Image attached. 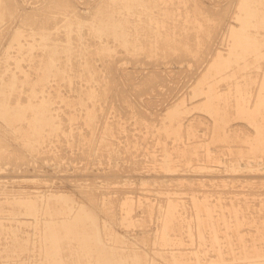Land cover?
<instances>
[{"label": "rangeland", "instance_id": "374dc122", "mask_svg": "<svg viewBox=\"0 0 264 264\" xmlns=\"http://www.w3.org/2000/svg\"><path fill=\"white\" fill-rule=\"evenodd\" d=\"M48 1L49 0H10L11 3L8 5L10 10L8 9L9 12L6 10L3 14L4 19L0 26V88L5 81L6 75L7 79H10V74L11 76H17V74L20 73L17 77H20L21 75V79L28 76L29 79L31 78L30 80H37L38 75L41 74L40 71L42 72V68L41 65H38V58H40L38 55L41 50L36 49V47L33 48L32 56L26 59L22 51L17 45H15L16 42L13 41V35L16 29L22 30L23 36L21 41L27 43L28 40L32 38L29 36L31 31L28 30L31 25L27 26V24H22V17L28 13L33 14L39 12ZM102 1L104 0H71L77 14L86 18L92 14L94 8L96 9L97 5ZM166 1H168L167 4H165ZM166 1L161 0L160 4L162 6H156L157 9L154 7L151 12L153 15L156 14L155 17L159 16L158 18H160V21H158L160 22L159 24L155 21L157 26L152 21L149 23L145 20V22H143L144 25L140 28H134L136 27L134 24H132L133 26L128 25V29L126 28V31H128L127 34L130 33L129 36L132 35V40H135L131 41V38L128 36L130 41L136 45H143L146 49L142 46L135 49L134 45L130 47V49L122 45L121 41H117L118 39L116 40L113 36L108 37L106 33H102L104 34V38H98L97 35H91L88 33L89 31H86L88 29H85L83 32H85V37L87 38H85L86 42L90 45V51L88 49L84 53L81 52V55H79L75 52H78V48L74 47L69 53L70 56L68 54L67 56L63 51L58 54L54 68L47 72L46 82L43 83L42 87H40L41 84H37V87H40L41 89L44 88V94L52 99V104H50L51 108L54 109L52 111L56 114L60 113L64 129L71 132L68 137L64 135L59 137L54 135L46 141L38 153H33L24 147L22 141L16 139L14 133H12L7 125L0 119V136L7 141L8 147L13 153H20L17 156H12L14 157L13 159L11 156L10 158L9 156H5L7 159L3 157L0 158V220H3L2 223L4 224L3 229L0 230V264H50L51 260H55L54 263H59V257L56 256V258H54L52 256L51 241L43 239V221L44 218H48V215L45 212L46 202L48 201L49 196L55 195L59 192L71 194L78 204L84 203L93 207L99 215L100 223L104 221V219H107L119 235L123 236L124 240H127L123 244L119 242V244H116L115 242V245L117 246H113L114 242L112 243V241L106 236L100 234V227L98 228V226L94 225V229L92 230L89 228V224L87 225L86 232L91 233L92 231H95L99 233V242L101 243L96 240V237L92 239L91 235L89 236L90 238L84 236V243L82 241L79 243L75 240L73 241L75 244L73 243L70 245L73 252L84 250L83 247L87 244L88 247L86 250H88L90 254L97 255L103 254L104 252L103 255L111 258L110 254L112 249L121 255L128 256L127 251H130L128 250V246H132L135 248L139 247V250L141 249L140 251L142 253H146L147 256L154 259L157 264H172L170 257L171 248H183L182 250L185 248L186 250L188 248H193L196 251H201L199 249L202 248V250H205V258H211L212 256V258H214L213 252L215 250L212 249L213 251H210L212 248V242L210 241L211 238L209 239L210 236L208 235L210 234V232H208L210 228L208 229L209 226H205V224L203 225L204 227H207V229H203L204 227L202 228L204 238L201 240L200 236L197 237V235H200L201 231L197 226L198 220L193 219V222L191 221L190 232L188 229H185L186 226L181 232H172V235L174 234L173 238L176 233H179L177 240H174V242L176 241L175 244L173 241H170V243L164 245L158 236V230L161 224V220L157 213L158 209L156 210L155 208L154 212L150 214L146 204L142 202L144 199L141 198H150L153 202L155 201L154 203H157V206L168 197L175 198L179 201H182L183 199H185V201L188 200L180 212L185 215L183 216L186 219L188 215V217H190L189 220H191V216L194 217L197 213L196 210H194L195 208L192 207L193 205H191L192 200H190V197H193L194 194L199 198H203L207 195L208 199H212H210L212 202L216 201V203L214 202L216 205L217 202L223 204V200L227 197L229 199V196L232 195L238 197H250L252 198V201L249 202L251 210H249L250 206L248 204L246 210L247 213L250 214H252L251 211L254 209L252 207L254 206L253 199L260 198L261 195H264V170H253L252 167L247 165L246 161L248 159L244 155H238L231 150L236 147V145L244 146V148L252 147L254 145L257 146V121L255 119L250 120L249 118L244 117L241 113L242 109L239 108L238 103L255 104L257 93L264 78V59L262 60L260 67L249 68L247 73L251 72L253 78L249 84L241 86L240 92H238V88L236 84H234V81L238 80L243 82V80H241L243 78L241 75L221 81L214 80L212 77L208 80L215 84V87L213 86L214 91L219 92V94L223 93V91L227 92V98H223L219 102H221V104H227L228 124L236 128V131L233 132L235 139L231 138L228 142L224 140L222 141L218 138L216 116L206 107V104H209V102L205 101L206 95L202 93L204 88L207 89L208 86L212 85L211 83L203 84L201 80L213 60L217 57L218 52H221V54L228 53L231 43V26H240L241 21L238 19V14L241 9L239 7V0ZM178 1H180V5L178 4ZM162 2L165 6H163ZM185 2L189 5H185ZM168 3L172 4V8L175 7L176 10H174V8V11H172V8ZM14 4H17L18 8H16V5ZM10 5L13 7L11 8ZM196 5L199 7H196ZM176 6H178V8ZM191 6L197 8V11ZM163 7H168L169 9ZM161 8L166 9L168 13L165 12L166 10L161 11ZM17 9L19 11H17ZM198 9L202 10L201 13ZM186 10H190V14L192 13L191 17H196L198 20H200L199 16L201 15L203 18H201L200 21H202L203 24L201 22L198 26L199 22H195L194 19L192 24L186 23ZM2 11L3 6L0 4V12ZM15 12L17 13L15 14ZM6 13H9V16ZM10 13H13L12 16H10ZM172 13H174V15ZM171 16L172 19L176 16L177 20L175 18L173 21ZM211 16L214 18L212 17L211 19ZM61 17L58 18L59 21L63 18ZM7 19H9V21ZM72 19L74 20L73 17ZM52 20L49 21V24H47L48 26L55 25L54 23L56 21H54V19ZM207 20L208 24L206 22ZM164 22H167V25H170V28L166 25V29V23L164 24ZM175 24L178 28H176L178 32L174 30ZM193 24L198 27L194 28ZM145 25L150 27V30L146 29L147 27L145 28ZM182 25L185 27L182 28ZM200 25H203V27H200ZM131 26L133 27V30ZM187 26H190L191 28L189 27L187 29ZM23 28L25 30H23ZM161 28L163 29L162 31L160 30ZM129 30L132 31L130 32ZM144 30L148 32V35L152 34L153 36L151 35L148 39V36H146L147 33L145 35ZM156 30H159V32L161 31V33H159L160 36L158 35L159 37L156 36ZM167 30L170 31V34L174 30L172 35L178 39H185L187 36V38L183 40H190L191 44L193 42L194 44H192V46L190 44L189 46L192 48L194 47V51L189 50L191 47L189 49L187 48L188 50L184 48L186 51L183 48L181 51L179 49L180 52L163 50V47L160 45H164L162 43L165 39H162L164 38L162 35L163 32L166 34ZM139 31H141L142 34L144 33L143 37H139L142 36ZM199 31L200 34L197 33ZM132 32H135V35ZM139 33L140 35H138ZM178 33L182 35L183 38L180 35L177 36ZM24 34H28V37ZM136 35L138 37H136ZM144 35L147 38H145ZM110 37H112L113 40ZM54 38L58 41H63L65 38V31L63 29L56 31L53 34V40H55ZM139 38H141V41ZM157 38L160 39L157 40ZM142 39L143 41L146 40L144 43L150 47H146L142 42ZM102 40L107 41L109 46L112 47L113 51L110 53L112 58L110 57L111 55H107L109 57L105 58V54H102V56L101 53L94 48L95 45L98 46L103 42ZM152 41H158V44H160V41L162 42L160 45L155 44L157 45L155 46L152 45ZM195 42L198 44H195ZM74 44L79 45L80 43L75 41ZM16 48H18V50H16ZM147 48H150L149 51ZM145 50L148 52L155 51L146 54L148 52H145ZM138 51L140 54H138ZM73 52H75V55ZM94 52L97 53V56ZM132 53L135 54L133 55ZM64 55H66V57ZM87 58L90 59L91 64H94L93 67L95 66L92 71L93 74L96 73L94 74L96 75L95 79H92L93 82L89 79L90 71L88 72V69H86L87 72H85V68L83 69V67L80 66V61L83 62V60ZM14 59L16 61H14ZM26 60L29 61L27 62ZM61 61L63 62L61 63ZM33 62L36 63V65ZM75 62L78 63L76 64ZM61 64L63 66H61ZM64 64L67 65L64 66ZM73 65L74 69H72ZM77 67H81V70H78L80 68ZM16 69L19 72H17ZM58 69H62L63 74L65 75H59V72L57 74ZM68 69H70L69 74L67 73ZM77 72L78 74H81L79 77ZM75 73L77 76H74ZM83 74H87L89 78L86 77L87 75L84 76ZM58 76L59 78H57ZM60 77L62 79H60ZM84 78L87 79V81H85ZM105 84L107 86H104ZM93 86L97 89L100 88V91H103L105 94L102 92V97H99V99L95 101V104L92 101H88L87 104L90 105L89 107L84 103L69 105L57 96L61 94V96L66 99L77 100L82 94H84L85 89ZM105 87L108 89L106 90ZM245 88L249 89L248 95H246ZM218 98L220 99L221 97L219 96ZM238 98H240V101ZM178 104L184 108L182 116H178L173 110ZM90 107L91 109L94 107L93 111L97 115H95L96 121L93 125L94 129H92L87 121L88 114L86 113L91 110ZM68 114L69 116L74 115L73 119H67V117H69ZM259 119L264 120V114H261ZM190 123L192 125L191 129H189ZM164 124H167V126L174 125L179 129V134H168L164 129ZM236 137L243 140H245V137L247 140L241 142ZM105 142L108 145L105 144V146ZM192 142H197V147H192L191 149L189 144ZM225 144L233 146L229 149ZM164 145H168L166 150V152H168L167 155L170 157H172V155L174 157L176 156L177 160L172 157L175 164H172V162L169 166H165L164 162L161 160L164 158V153H166L164 151ZM168 150L173 153H169ZM18 156H20V158H18ZM240 156L245 158L241 159ZM236 160L242 164L241 168L236 171L229 170L228 165L231 161L236 162ZM254 162L257 163V160L255 159ZM261 164H264V162ZM173 165L177 168L175 167V169ZM262 168L264 169V166ZM3 190H5L6 193L3 192ZM14 194H25L26 196L40 195V200L38 202V219L21 214L26 208L12 202L13 199L11 197H13ZM90 196L94 198L89 202L91 199ZM217 197L218 200L216 199ZM128 198H131V201H133L134 209L128 216L126 215L127 217L125 218L121 202ZM110 200L113 201V207L110 206L111 209L109 211L104 208L101 209L104 202ZM189 201H191L190 204ZM49 203H51V200ZM95 204L98 205L94 206ZM217 207H214L216 211L214 210L213 213L216 218H218L220 216L219 212H221L220 214L222 218L223 206L218 205ZM99 209L101 210L99 211ZM192 211L194 212L192 213ZM57 212H60V210H57ZM252 212H254V210ZM201 218H203V216ZM221 218L219 217L218 220L216 219L217 225L218 222H221ZM113 220L114 222H112ZM22 221H26V223H22ZM132 221L134 222L131 224L128 223ZM186 222L187 220L185 223ZM252 222L254 226L247 224L242 227V230L253 229V231H255V223L257 221ZM221 225H223V223H220L217 229V233L220 235L219 238L223 235V226L221 227ZM219 229L221 232L218 231ZM183 230L185 232H183ZM204 230L207 232H204ZM230 235L231 239L237 237L233 232H231ZM186 236L190 241L186 239ZM248 236L247 239H250L251 235ZM26 238L29 239L28 242L24 240ZM197 238L200 239V242ZM195 239L197 240L195 241ZM187 241L188 244H186ZM208 241H210L209 243L211 244H208ZM233 241L236 244L237 241L235 239H233L232 242ZM63 242L64 241H59L56 245L61 249H64L65 247L62 257L65 256L66 259L62 258L64 261L63 263L67 264L71 262L78 264V255H75L72 251L70 253L68 244H66L68 242ZM109 243H112V246H110ZM128 243H131V245ZM189 243L192 247L189 246ZM176 246H178V248ZM218 246V248H223V239L219 241ZM236 246L237 244L234 245V247ZM90 247L92 248L91 251ZM161 249L165 251H162ZM211 253V257L208 256V254L210 255ZM68 254L73 258L70 262L69 260H71V258H69ZM200 255L201 257L203 256V254ZM112 262L113 261H110V263ZM121 262L122 264H130L131 260L121 259Z\"/></svg>", "mask_w": 264, "mask_h": 264}, {"label": "bare ground", "instance_id": "6f19581e", "mask_svg": "<svg viewBox=\"0 0 264 264\" xmlns=\"http://www.w3.org/2000/svg\"><path fill=\"white\" fill-rule=\"evenodd\" d=\"M160 1L161 0H104L99 5H97L96 9L94 8V11L92 12V14L86 18V17H82L79 14H77L76 9H75L73 3L71 2V0H49L48 3L45 2L47 4L45 6H43L39 12L33 13V14L28 13L24 17H22V24H27V26L31 25L30 29H28V28L27 29L31 31L29 36L32 38L29 39L27 43L24 42L25 43L24 44L21 41L22 36H23V31L20 29H16L14 32V35H13V41L16 42L15 45H17L18 48L22 51V53L24 54V57L26 59L30 58L32 56L33 48L36 47V49L41 50V52L38 55V57H40V58H38V57L37 58H38V65L39 66L41 65L42 72L40 71L41 74L38 75L37 80H34V79L30 80L31 78L29 79L28 76H27L28 78L23 77L24 79H21L20 78L21 75H20V77H17V76H19L18 74H20V73H18L17 76L16 75L11 76V74H10V79H7V75H6L5 81L2 84V87L0 88V119L7 125V127L10 129V131L12 133H14V136L16 137V139L22 141L24 147H26L28 150H30L33 153H38L40 151V149L44 146L46 141L49 138H51L52 136L56 135L59 137L61 135H64V136L68 137L71 134L70 131L64 129L63 120L61 119L60 113L56 114L52 111V110H54L50 106V104H52V99L50 97H47L44 94L45 93L44 88H42V89L40 88V87H42L43 83L46 82L47 72L54 68V66L57 62L56 59H57L58 54L62 53V51H63V53H66V55L67 54L69 55V53L74 49V47L78 48L77 49L78 52L80 51L79 53L77 51H75L76 54H79V55H81L80 54L81 52L84 53L86 50H88L90 48V45L86 42L87 38L85 37V32H83V31H85V29H88L86 31H89L88 33H90L91 35H94V34L97 35L98 38L103 37L104 34H102V33H106L108 35V37L113 36L116 38V40L118 39L117 41L120 40L122 45H124L128 48L132 47L133 45H134L135 49H137L139 46H142L144 48L143 45H136L135 43L131 42L134 39L132 40V38H131L132 35L129 36L130 33L127 34L128 31H126V28L128 27V25L130 26L132 24H134V26H136L134 28H136V29L140 28L144 25L143 22H145V20H146V22H149V23L152 21L155 25H156V23L159 24L160 23V22H158V21H160V18H158L159 16L155 17L156 14L153 15L151 12L153 11L154 7L161 5ZM180 1H182V0H180ZM180 1H178L179 5H180ZM189 1H191V0H189ZM11 2H10V0H0V4L3 6V11L0 12V26H1L2 21L4 19L3 14L5 13L6 10H8L10 8L8 5ZM167 2L168 1H166L165 4H167ZM170 3H168V4H170ZM176 4H177V2H176ZM183 4H184V2H183ZM187 4L188 3H186L185 5H187ZM14 5H16L15 7L18 8L17 4H14ZM171 5L172 4H170V7L172 8ZM163 6H165L164 3H163ZM181 6H183V5H181ZM197 6L198 5H196V7ZM12 7L13 6H11V8ZM176 7L178 8V6H176ZM239 7L241 8L240 13L239 12H237V13H239L238 19L241 21V23H240V26H238V27L237 26H231V28H230L231 43H230V46L228 49V53L221 54V52H218L217 57L213 60L210 67L207 69L206 74L203 76V78L201 80L203 82V84H207V83H211L208 81L209 78H211V77L214 80L221 81V80H225V79H228L231 77L234 78L235 76L241 75V77H243L241 79V80H243V82L238 81V80L234 81V84H236V86L238 88V92L241 91V86L249 84L251 79L253 78L251 76V72L247 73L249 68L260 67L262 60L264 59V0H239ZM163 8H168V7H163ZM174 8H172L171 10L172 11L176 10V8L175 9ZM156 9H157V7H156ZM193 9L194 10L196 9V11H197V8H193ZM9 10L7 12H9ZM158 10H157V13H158ZM165 10L166 9H162L161 11H165ZM198 10L201 13L202 10H200V9H198ZM17 11H19V10L17 9ZM165 12H167V10ZM178 12H179V10H178ZM178 12H177V14H178ZM185 12L187 14L185 16L186 23L192 24L193 19H194L195 22H197V23L199 22L198 23V26H199V24L202 22L200 20L203 17H201V15L198 14V15H200L199 16L200 20H198V19H196V17H194V18H193V16L191 17L192 13L190 14V10H188V11L186 10ZM16 13L17 12H15V14ZM196 13H198V12H196ZM12 14L10 16H12ZM172 14L174 15V13H172ZM177 14H175V15H177ZM7 15L9 16V13ZM209 15H208V19H209ZM59 17L62 18L61 21L58 20ZM72 17L74 18V20L72 19ZM212 17L213 16H211V19H212ZM8 18H10V17H8ZM165 18H163V19H165ZM175 18H176V16H175ZM175 18H173V19H175ZM52 19H54V21H56L55 23L53 22L55 25H52V23L50 22V24L52 26H50V25L48 26L47 24H49V21H51ZM168 19H170V18H168ZM171 19H172V16H171ZM7 20L9 21V19H7ZM161 20H162V18H161ZM176 20H177V18H176ZM213 20H210V21H213ZM155 21H156V23H155ZM60 22H61V24H60ZM168 22H169V20H168ZM206 22L208 24V20ZM164 24L166 26L167 22H164ZM202 24H203V22H202ZM167 26L169 27L170 25H167ZM167 26L165 27L166 29H167ZM177 26H180V25H177ZM193 26H194V24H193ZM198 26L195 25L194 28L198 27ZM144 27L145 28L147 27L146 29L150 28L146 25ZM163 27H164V25H163ZM174 27H175L174 30L177 31L176 30V28H177L176 24ZM184 27L182 25V28H184ZM189 27L187 26V29ZM200 27H203V25H200ZM20 28H21V25H20ZM61 29H63L65 31L64 40L58 41L55 38H54L55 40H53V34L56 31H59ZM129 29H130V27H129ZM141 29H139V30H141ZM166 29H165V31H166ZM23 30H25V29L23 28ZM132 30H133V27H132ZM151 30H153V29H151ZM160 30L162 31L163 29L161 28ZM169 30L172 31L171 29H169ZM174 30H173V32H174ZM136 31H138V30H136ZM141 31H139V32H141ZM161 31L159 32V30H156V32H157L156 36H158L159 33H161ZM170 31L167 30V33L165 32L166 34H164V32H163L162 36L164 38H162V39H165V40L162 44H164V45H160L162 41H160V44H158L159 43L158 41H155V42L152 41L153 42V43L151 42L152 45L158 44L161 47H163V50H165V51L167 50V51H173V52L174 51L180 52L182 48L183 49L184 48L189 49L192 46V44H194L193 42L191 44L190 40L184 41L187 38L186 34H185V36H186L185 39L179 33L177 34V36H179V35L182 36V38L184 39L183 40V39H178L176 37H173V35H172L173 32L170 34L169 33ZM144 33H145V35L147 33L146 36H148V39L152 35V34L148 35V32H146V30H144ZM149 33H151V32H149ZM155 33H154V35H155ZM181 33H184V32H181ZM197 33L200 34V31ZM35 34H37V35H35ZM141 34H142V32H141ZM143 34H142V36H139V37H143ZM198 34H196V35H198ZM24 35H26V34H24ZM74 35H76V36H74ZM138 35H140V33ZM145 35H144V37H145ZM187 35H188V33H187ZM26 36L28 37V34ZM128 36L131 38V41H130V38ZM0 37H1V35H0ZM136 37H138V36L136 35ZM136 37H135V39H136ZM197 37H196V39H197ZM110 38H112V37H110ZM145 38H147V37H145ZM153 38H155V37H153ZM153 38H151V39H153ZM199 38H200V36H199ZM139 39L141 41V38H139ZM158 39H160V38H157V40ZM112 40H113V38H112ZM75 41L79 42L80 44L75 45L74 44ZM145 41H143V39H142L143 43ZM147 41H149V40H147ZM137 42H138V40H137ZM142 42H141V44H142ZM197 42H195V44ZM146 43H148V42H146ZM26 44H28V45H26ZM190 44H191V46H189ZM199 45H200V43H199ZM117 46H118V44H117ZM145 46L148 47L149 45L147 46L145 44ZM155 46H157V45H155ZM155 46H154V48H155ZM119 47H120V45H119ZM18 48H16V50H18ZM94 48H96L97 51L99 53H101V55L105 54L106 55V56H104L105 58L109 57L107 55H111L110 53L113 51L112 47L109 46L107 41L101 42L98 46L95 45ZM191 48L189 50L194 51L193 50L194 47L192 49ZM142 49H140V50H142ZM144 49H146V48H144ZM149 49H148V51H149ZM179 49H180V51H179ZM89 51H90V49H89ZM128 51H129V49H128ZM146 51L147 50H145V52ZM154 51H151V52H154ZM158 51H159V49H158ZM75 52H73V54ZM151 52H148L146 54H149ZM94 53L97 56V53L96 52H94ZM129 53H131V52H129ZM89 54H90V52H89ZM132 54L134 55L135 53H132ZM138 54H140L139 51H138ZM66 55H64V56L66 57ZM110 57L112 58V55ZM102 59H103V57H102ZM35 60H36V58H35ZM39 60H40V64H39ZM14 61H16V60L14 59ZM26 61L28 62L29 60H26ZM62 62L63 61H61V63ZM36 63H37V61H36ZM36 63H34V64L36 65ZM65 63H67V62H65ZM75 63L77 64L78 62H75ZM65 65H67V64H64V66ZM71 65H72V63H71ZM74 65H73L72 69H74ZM93 65L94 64L93 63L91 64V61L89 58L83 60V62L80 61V66H82L83 69L85 68L84 71L87 72L86 69H88V72L90 71V74H89L90 78L88 77L87 74H85V75L83 74V75L84 76L87 75L86 77L91 79V81L93 78L95 79V77H96V75H94L96 73H94V74L92 73L93 68L95 67V66L93 67ZM61 66H63V65L61 64ZM6 67H7V65H6ZM64 68H66V67H64ZM67 68H69V67H67ZM77 68H80L78 70H81V67H77ZM32 69H33V67H32ZM34 70H36V69H34ZM69 71H70V69H68V72H67L68 74L70 73ZM17 72H19V71L17 70ZM38 72H39V70H38ZM58 72H59V75L63 74L62 69L61 70L58 69L57 74H58ZM78 72H77V75L79 77V75H81V74H78ZM30 73H31V70H30ZM63 75H65V74H63ZM77 75L75 73L74 76H77ZM61 77H63V76H61ZM61 77H60V79H62ZM68 77H69V75H68ZM8 78H9V75H8ZM57 78H59V76ZM82 78H83V76H82ZM85 78H84V80L87 81V79H85ZM3 79H4V77H3ZM97 79H98V77H97ZM66 81H68V80H66ZM97 81H99V80H97ZM37 84H39V85L41 84L40 87H37ZM106 84L104 86H107ZM211 84L212 85L208 86L207 89L204 88V90H202V93L206 95L205 101L209 102V104H206L207 105L206 107L208 108V110L212 114H214L216 116V125H217L216 129H217L218 138L222 141L224 140V141L229 142L231 140V138L235 139L233 132L236 131V128L234 126H230L228 124L229 123L228 122V114H227L228 112H227V108H226L227 104H221V102H219L221 99L227 98V94H226L227 92L223 91V93L219 94V92L214 91V87H215L214 85L215 84L214 83H211ZM105 88H106V90L108 89L107 87H105ZM102 92L103 91H100V88L97 89V88H94V86H93V87H90L88 89H85L84 94H82V96L77 100L66 99V98L62 97L61 94L57 95V96L59 98L63 99V101L67 102L69 105L75 104V103H79V104L84 103L85 105H88L87 104L88 101H92L95 104V101H97L99 99V97H102L101 96ZM245 92H246V95H248L249 89L245 88ZM107 93H108V91H107ZM55 96H56V94H55ZM219 96L221 97L220 99L218 98ZM247 99H248V96H247ZM238 100L240 101V98H238ZM238 104H239V108L242 109L241 113L244 117L249 118L250 120L255 119L257 121V124H258V132H257L258 143H257V146L254 145V146L248 147V148H244V146H240V145H236V147H234V148H232L233 145H226L225 144V146L229 147V149L232 148L231 150L233 153L235 152L238 155H240V154L244 155L248 159L246 161L247 165L252 167L253 170H257V171L261 170L262 171V170H264L262 168L264 166V164H261L264 162V123H263L264 120H260L259 117L261 114H264V78L261 82L259 91L257 93V100H256L255 104H240V102ZM89 106L90 105H88L87 107H89ZM90 109H91V107H90ZM93 109H94V107H93ZM93 109L89 110L86 113V114H88V116H87L88 124L92 127V129H94L93 125H94V122L96 121L95 119L97 116L96 113H94ZM183 109L184 108L182 106H180L179 104L173 108L175 114H177L178 116H180V115L182 116V114L184 113ZM95 110H97V109H95ZM68 116H69V114H68ZM73 117H74V115H70L69 117H67V119L71 120V119H73ZM177 118H179V117H177ZM191 128H192V125L190 123L189 129H191ZM164 129L168 134H170V133H173L176 135L179 134V129L176 128L174 125L167 126V124H164ZM107 130L109 131L108 128H107ZM236 138H238L239 141H241V142L247 140V138H245V137H244L245 140L240 139L239 137H236ZM104 140H105V138H104ZM102 142H104V141H102ZM262 142H263V145H262ZM196 143L197 142H192L191 144H189V147L191 149H192V147H197ZM105 144L108 145L106 142L104 143V145ZM167 146L164 145V151L165 152L167 150ZM162 149H163V147H162ZM168 151H169V153L171 152L170 150H168ZM112 153H114V152H112ZM171 153H173V152H171ZM19 154L20 153H13V151H11L10 148L8 147L7 141L3 137L0 136V158H2V157L6 158L5 156H7V157L9 156V158H10V156H11V158L13 159L14 157H12V156H17ZM164 154H165L164 158L161 160L164 162L165 166H169L172 162H173L172 164H175L173 159H172V157H174L173 155H172V157H170L169 155H167L168 152H166ZM245 157L242 156L241 159L245 158ZM18 158H20V156H18ZM174 159L177 160L176 156L174 157ZM235 159H237V158H235ZM255 159L257 160V163L254 162ZM17 160H19V159H17ZM173 166H174V168L176 167L175 165H173ZM241 166H242V164L236 160V162L231 161V163L228 165V168H229V170L236 171L239 168H241ZM171 167H172V165H171ZM175 176H176V174H175ZM3 192H5V190H3ZM92 194H90V195H92ZM5 198H6V196H5ZM11 198L13 199L12 202L14 204H19V205H22L26 208V210L21 214L29 216V217H33L34 219L35 218L38 219V214H39L38 213V207H39L38 202L40 200V195L26 196L25 194L24 195L14 194L13 197H11ZM90 198L91 199L89 200V202L91 200H93L94 197L92 198L90 196ZM88 199H89V197H88ZM141 199H144L142 202H144L146 204L147 209H148L150 214H152L154 212L155 208H156V210L158 209V212L155 211L158 213L159 219L161 220L160 228L158 230V236H159V239H161L162 244H164V245L167 243H170V241L174 242L175 239L177 240L179 233H176L175 237L173 238L174 234L172 235V232L173 233L174 232H181L185 226L187 227V228L185 227V229H188V231L190 232L191 223L193 222V219L198 220L197 226H198V229L200 228L201 231H200V235H197V237L200 236L201 240L204 238V234L202 231V228L204 227L203 225L205 224V226H209L208 229L210 228L208 230V232H210V234H208V233L207 234L210 236L209 239L211 238L210 241L212 242V245H211L212 248L210 249V251L212 249H214L216 251V254H215V251L213 252L214 258H212L213 256L211 257L212 253L210 255L208 254V256H210L211 258H205V256H204L205 250H202V248L199 249L201 251H196L193 248H188L189 250L188 249L186 250V248H185L184 250H182L183 248L179 249L178 246H176L178 249L171 248L172 250L170 251L171 252L170 257L172 260V261L171 260L170 261L172 262V264H264V195H261L260 198L253 199L254 206H252V207L254 209H252V211L254 210V212L251 211L252 214H250V213H247V211H246L248 208V205L250 206L249 210H251L250 209L251 205L249 204V202L252 201V198H250V197H247V196L238 197V196L232 195V196H229V199H228V197L225 199L223 198L224 199L223 204L221 202L220 203L217 202V205H216V204H214V202L216 203V201L212 202L211 201L212 199L211 198H210L211 200L208 199L207 195L204 196L203 198H201V197L199 198V197H197V195L195 196V194H194L193 197L192 196L190 197V200H192L191 205H193L192 207L195 208V209L194 208L193 209L196 210L197 213L195 214L196 216L193 214L194 217H192L190 215L192 218L191 220H189L190 217H188V215H187V219H186L184 217L185 215L182 212H180V211H182L181 209L185 206V203H187L186 201H188V200L185 201V199H183L182 201H179L175 198L168 197V198H165L162 201V203L158 204V206H157V203H154L155 201L153 202L150 198H141ZM216 199L218 200V197ZM50 200H51V203H49ZM112 202L113 201H111V200L105 201L103 207L101 206V209L104 208L105 210L109 211L111 209L110 206L113 207ZM121 203H122L124 215L126 218L134 209V203H133V201H131V198L130 199L128 198ZM190 203H191V201H189V204ZM97 205L98 204H95L94 206H97ZM186 205H188V204H186ZM191 205H190V207H191ZM218 205L223 206L222 218H221V214H220L221 212H219V215H220L219 217L221 218L220 223L221 224L223 223V225H221V227L223 226V230H222L223 235H221L223 238L220 237L221 239H223V248H218L219 247L218 246L219 241L221 239L219 238L220 235H218L219 233H217V229H218V226L220 225V223L218 222V225H217L216 219L218 220L219 217L217 216L218 218H216V216L213 213L214 210L216 211V209H214V207H217ZM155 206H157V207H155ZM244 208H246V209H244ZM101 209H99V211ZM57 210H60V212H57ZM144 211H147V210H144ZM217 211H219V210H217ZM45 212L48 215V218L47 219L44 218V221H43V223H44V225H43L44 226L43 239L47 240V241H51V243H52L51 253H52V256L54 258H56V256L59 257L58 259L60 261L57 260L59 262L58 264H66V263H63L64 261L62 259V258L66 259L64 255H63L64 257H62V254L64 253L65 247H64V249L63 248L61 249V248L56 246L59 241H64L63 243H65V241L68 242L66 244H68L69 248L68 247L67 248L69 249L70 253L72 251L70 245L74 243L73 241L76 240L79 243H80V241H82L84 243L85 242L84 236H87L88 238H90L89 236L91 235L92 239H94L96 237L97 238L96 240L99 242L100 234H102V235L106 236L109 240H111L112 243L114 242L113 246H117V245H115V242H116V244H119V243L123 244V243H125V241H127V240H124L123 236L119 235V233L114 229V227L109 223V221L107 219H104V221H102L100 223L99 215L95 211V209H93V207H91L88 204H84V203L78 204L71 194L59 192V193H56L55 195L49 196L48 201L46 202ZM193 212L194 211H192V213ZM199 213H200V215H199ZM202 216H203V218H201ZM186 220H187V222L185 223ZM252 221H257L255 223V225H256L255 231H253V229H246V228H245L246 230H242V227L244 225L246 226L248 224V225L254 226ZM2 222H3V220L2 221L0 220V230H2L4 227V224ZM112 222H114V220ZM133 222L134 221L128 222V223L131 224ZM22 223H26V221H22ZM87 225H89V228L92 230L94 229V225L98 226V228L100 227L99 228L101 230L100 234L95 232V231H92L91 233L86 232ZM216 225H217V227H216ZM205 228L207 229V227H204L203 229H205ZM198 229H197V232H198ZM184 230H183V232H185ZM192 230H195V229H192ZM89 231H91V230H89ZM218 231H220V229ZM193 232H195V231H193ZM204 232H207V231L204 230ZM231 232H233V234L237 236L236 238H233L237 241V242L235 241L237 244L236 247H234V245H236L234 243V241L232 242L233 239H231V235H230ZM254 232H256V233H254ZM155 235H156V233H155ZM190 235H191V233H190ZM248 235H251L250 239H247ZM232 237H235V236H232ZM187 238L188 237L186 236V239ZM248 238H249V236H248ZM104 239H105V237H104ZM197 239H199V238H197ZM197 239H195V241ZM200 239L198 240L199 242H200ZM24 240L26 242H28L29 239L26 238ZM137 240H139V239H137ZM187 240H189V239H187ZM210 241H208V244H211V243H209ZM175 242H174V244H175ZM179 242H180V240H179ZM99 243H101V242H99ZM112 243H109L110 246H112ZM94 244H95V242H94ZM128 244L131 245V243H128ZM186 244H188V241L186 242ZM199 244H198V248H199ZM202 244H204V243H202ZM208 244H207V246H208ZM179 245H181V244H179ZM84 246H85V247H83L84 250H77V252L72 251L75 255H78V258H79V259L77 258V260L79 261V262L77 261L78 264H122L121 259L131 260L130 264H157L156 261L154 259H152L151 257L149 258L146 253H142L140 251L141 249L139 250V247L135 248V247L127 245L129 248V249L128 248L127 249L130 250V251H127L128 256L121 255L117 251L112 249V252L110 251L111 252V254H110L111 258H108L107 256L103 255L104 252H103V254H97V255L90 254L89 251L86 250L88 245L85 244ZM189 246H191L190 243H189ZM201 247H202V245H201ZM119 248H120V246H119ZM91 249L92 248L90 247V251H91ZM149 250H151V249H149ZM166 250L169 251L168 249H166ZM162 251H165V250H162ZM47 253H48V251H47ZM121 253H122V251H121ZM162 254H163V252H162ZM200 254H203V256L201 257ZM68 255H69V258H71V260H69V262H70V261H72L73 258L70 256V254H68ZM155 255H157V254H155ZM159 255H161V254H159ZM150 256H152V255H150ZM67 258H68V256H67ZM42 261H44V260H42ZM54 261L55 260H51L50 264H57V263H54ZM110 261H113V262L110 263ZM46 262H47V260H46ZM67 264H77V263H71L70 262Z\"/></svg>", "mask_w": 264, "mask_h": 264}]
</instances>
